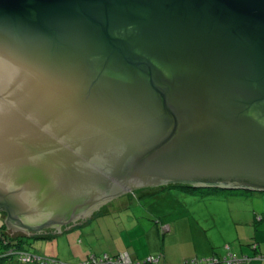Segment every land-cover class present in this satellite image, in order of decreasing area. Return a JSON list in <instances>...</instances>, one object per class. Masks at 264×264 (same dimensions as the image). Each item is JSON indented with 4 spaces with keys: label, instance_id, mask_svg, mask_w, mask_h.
Instances as JSON below:
<instances>
[{
    "label": "water",
    "instance_id": "obj_1",
    "mask_svg": "<svg viewBox=\"0 0 264 264\" xmlns=\"http://www.w3.org/2000/svg\"><path fill=\"white\" fill-rule=\"evenodd\" d=\"M169 185L264 193V0H0L8 229Z\"/></svg>",
    "mask_w": 264,
    "mask_h": 264
},
{
    "label": "rangeland",
    "instance_id": "obj_2",
    "mask_svg": "<svg viewBox=\"0 0 264 264\" xmlns=\"http://www.w3.org/2000/svg\"><path fill=\"white\" fill-rule=\"evenodd\" d=\"M144 193L147 194L143 195ZM144 193L137 191V195H133L134 199H132L131 205L123 211H116L112 217L115 218L114 221L118 217L129 219L128 223H133L134 218L142 219L141 224L145 227L144 233L146 234L144 237L145 239L147 237V240L150 238L152 245H223L225 242L231 244L237 240L238 231H254L256 229L259 233L258 241L251 240L264 246V193L211 192L207 190L187 192L180 189L151 190ZM112 204L115 207L118 206V203L112 202ZM127 205L128 202H123L119 206ZM113 210L117 209L113 208ZM105 218L93 219L84 229L81 225L86 224L88 220L77 222L76 225L80 227L73 230L71 229L75 225L68 229L66 226L62 227L61 233L49 231V236H53L50 240H30V243L25 245L37 255H49L55 252L63 255L64 258L66 257L62 245H73L72 247H76L75 249L79 248L78 245H104L105 243L109 245L106 240V242H99L95 235L87 231L93 229L95 224L99 225V222ZM6 219V214L3 216L0 214V231L1 226L5 223L7 226L5 235L11 238L22 236L21 233H18L19 231L13 232L12 229H8ZM107 219L112 218L108 217ZM113 226L114 224H111L109 227ZM165 227H169L171 230L164 232ZM201 228L207 231L208 239L195 238L199 236ZM192 237H194V241ZM3 244V241H0V251ZM77 251L79 254L81 253L80 250L77 249ZM261 258L264 256L261 255L256 259ZM18 259L19 256H15L13 262L1 263L20 264L17 262ZM68 264L71 263L68 262Z\"/></svg>",
    "mask_w": 264,
    "mask_h": 264
},
{
    "label": "crops",
    "instance_id": "obj_3",
    "mask_svg": "<svg viewBox=\"0 0 264 264\" xmlns=\"http://www.w3.org/2000/svg\"><path fill=\"white\" fill-rule=\"evenodd\" d=\"M115 209V208H114ZM119 212V211H118ZM147 219V218H145ZM92 218L83 226L86 228L91 222ZM142 219L134 218V222L128 223L129 219L118 217L116 221L104 219L95 224L91 230H87L90 234L95 235L97 240L109 243V245H78L80 254L73 245H62L65 257L60 253L53 252L50 256L58 257L67 263L75 264L83 260L90 254H109L110 256H117L121 253H128L133 262L144 261L149 257H160L161 264H184L186 260L192 258H210L223 257L228 252L234 256L241 258L247 257L251 259L250 264H264V259L257 260L261 255L264 256V246L259 243L252 242L251 239L258 241V230L237 232L238 237L235 242H225L223 245H152L150 238L145 239L144 226L141 224ZM108 221V223H105ZM114 224L113 227H109ZM99 226V228H98ZM80 226L75 225L71 230ZM98 228V229H97ZM70 230V231H71ZM171 230V228H170ZM169 232V231H168ZM199 236L195 238L208 239L207 231L200 229ZM153 236V235H152ZM151 237V236H150ZM254 237V238H252ZM194 241V237H192ZM106 240V241H105ZM254 243V244H253ZM1 251L2 248H1ZM0 251V252H1ZM67 253V254H66ZM10 264V263H9Z\"/></svg>",
    "mask_w": 264,
    "mask_h": 264
},
{
    "label": "trees",
    "instance_id": "obj_4",
    "mask_svg": "<svg viewBox=\"0 0 264 264\" xmlns=\"http://www.w3.org/2000/svg\"><path fill=\"white\" fill-rule=\"evenodd\" d=\"M174 189H180V190H186L187 192H197V191H203V190H207V191H211V192H251V191H246V190H227V189H218V188H193L187 185H169V186H165V187H160V188H154V189H144V190H139L141 193L144 192H149L151 190H162V191H172ZM137 192V191H136ZM136 192L128 194L126 197H122L121 199H117L114 200L112 202L118 203V206L115 207L112 202L108 203L107 205L103 206L99 211H97L96 213H94L95 215L92 217V219L95 218H101V217H106L105 219H107L108 217H111L112 219H109L111 221H113L115 218H113V214L116 211H123L125 209H127L131 203H132V199H134V196L137 195ZM147 193H144L143 195H146ZM149 194V193H148ZM134 195V196H133ZM123 202H128L127 206H122L120 207L119 205L122 204ZM113 208H116L117 210H113ZM3 216V213H0ZM7 226L5 225V223H3V225L1 226V231H0V241H3V245H2V250L0 252V263L1 262H13L14 257L13 256H9L8 254L10 252H17V251H24V252H29L32 254H37L36 252H33L31 249H28L27 245L25 244H29L30 240H50L53 236H47V237H42V238H29V237H25V236H18L15 238H11L7 235H5V230ZM4 255V256H2ZM92 255V254H90ZM88 255L87 258L90 256ZM97 255V254H95ZM43 257H48V258H54V259H59L58 257H54V256H50V255H41ZM97 256H101V255H97ZM86 258V259H87ZM61 260V259H59ZM63 261V260H62ZM20 264H25L19 261H17ZM81 262V261H80ZM3 264V263H1Z\"/></svg>",
    "mask_w": 264,
    "mask_h": 264
},
{
    "label": "built area",
    "instance_id": "obj_5",
    "mask_svg": "<svg viewBox=\"0 0 264 264\" xmlns=\"http://www.w3.org/2000/svg\"><path fill=\"white\" fill-rule=\"evenodd\" d=\"M169 227H165L164 232H168ZM9 256H19V261L25 264H68L59 259L43 257L37 254H32L24 251L10 252ZM4 256V255H2ZM262 260L264 258H261ZM160 257H149L144 261L133 262L128 253H121L117 256H110L105 253L101 256L95 254L90 255L87 259L76 264H161ZM251 259L247 257L238 258L231 252H228L223 257H210V258H192L186 260L184 264H250Z\"/></svg>",
    "mask_w": 264,
    "mask_h": 264
},
{
    "label": "flooded vegetation",
    "instance_id": "obj_6",
    "mask_svg": "<svg viewBox=\"0 0 264 264\" xmlns=\"http://www.w3.org/2000/svg\"><path fill=\"white\" fill-rule=\"evenodd\" d=\"M2 213L3 214H6V217H7V213L5 211H3ZM87 220H89V219H87ZM81 221H85V220H81ZM78 222H80V221H78ZM75 224H77V223H75ZM75 224H73V226ZM49 231H51V233H53L54 231H57V229L56 228L46 229V230H44L43 232H41L39 234H36V233H33V232H25V231H19L18 233H21L22 236L29 237V238H34L35 239V238L47 237L50 234ZM28 235H30V236H28Z\"/></svg>",
    "mask_w": 264,
    "mask_h": 264
}]
</instances>
